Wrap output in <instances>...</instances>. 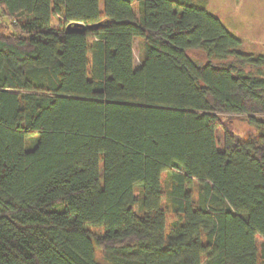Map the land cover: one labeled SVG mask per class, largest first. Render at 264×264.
Here are the masks:
<instances>
[{
    "label": "trees",
    "instance_id": "1",
    "mask_svg": "<svg viewBox=\"0 0 264 264\" xmlns=\"http://www.w3.org/2000/svg\"><path fill=\"white\" fill-rule=\"evenodd\" d=\"M0 264H264V52L191 0H0Z\"/></svg>",
    "mask_w": 264,
    "mask_h": 264
},
{
    "label": "rangeland",
    "instance_id": "2",
    "mask_svg": "<svg viewBox=\"0 0 264 264\" xmlns=\"http://www.w3.org/2000/svg\"><path fill=\"white\" fill-rule=\"evenodd\" d=\"M193 4L203 6L218 16L225 27L238 35L247 50L264 52V0H191ZM141 41H134L135 67L140 63ZM234 124V125H233ZM232 127L240 132L249 129L239 117L234 119Z\"/></svg>",
    "mask_w": 264,
    "mask_h": 264
},
{
    "label": "water",
    "instance_id": "3",
    "mask_svg": "<svg viewBox=\"0 0 264 264\" xmlns=\"http://www.w3.org/2000/svg\"><path fill=\"white\" fill-rule=\"evenodd\" d=\"M75 27H83V28H86V26H83L82 24L80 23H77L75 24ZM92 27V26H91ZM69 28H74L72 25L69 26Z\"/></svg>",
    "mask_w": 264,
    "mask_h": 264
}]
</instances>
